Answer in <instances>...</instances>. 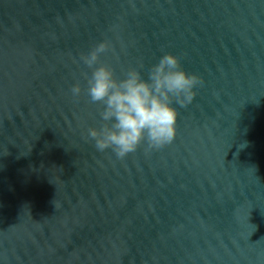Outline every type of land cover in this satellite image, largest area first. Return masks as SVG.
Listing matches in <instances>:
<instances>
[{
    "label": "water",
    "instance_id": "95a60500",
    "mask_svg": "<svg viewBox=\"0 0 264 264\" xmlns=\"http://www.w3.org/2000/svg\"><path fill=\"white\" fill-rule=\"evenodd\" d=\"M105 41L202 81L172 143L95 148ZM0 264H264V0H0Z\"/></svg>",
    "mask_w": 264,
    "mask_h": 264
},
{
    "label": "clouds",
    "instance_id": "9594fccd",
    "mask_svg": "<svg viewBox=\"0 0 264 264\" xmlns=\"http://www.w3.org/2000/svg\"><path fill=\"white\" fill-rule=\"evenodd\" d=\"M107 51L105 41L80 57L91 70L90 75L85 73L87 96L90 102L101 106L100 125L89 128L87 133L95 148L100 152L111 149L122 159L142 144L159 149L172 143L179 116L174 105L190 104L202 81L190 74L180 57L171 52L148 69L146 78L141 71L143 65L117 77L111 67L100 64L101 55ZM70 91L78 97L82 87L77 82Z\"/></svg>",
    "mask_w": 264,
    "mask_h": 264
}]
</instances>
